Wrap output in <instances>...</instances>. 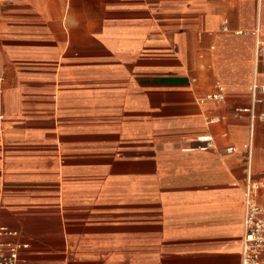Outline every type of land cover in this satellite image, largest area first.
Here are the masks:
<instances>
[{"label": "crops", "instance_id": "1", "mask_svg": "<svg viewBox=\"0 0 264 264\" xmlns=\"http://www.w3.org/2000/svg\"><path fill=\"white\" fill-rule=\"evenodd\" d=\"M253 84L264 0H0L7 239L32 264H241Z\"/></svg>", "mask_w": 264, "mask_h": 264}, {"label": "built area", "instance_id": "2", "mask_svg": "<svg viewBox=\"0 0 264 264\" xmlns=\"http://www.w3.org/2000/svg\"><path fill=\"white\" fill-rule=\"evenodd\" d=\"M253 106L250 108L252 118L255 117L254 105L263 101L264 85L253 84L251 87ZM261 94V95H259ZM226 97V86L216 82V91L210 92L199 98L201 103L213 100L221 102ZM242 110H248L244 108ZM264 120V112L259 115ZM220 120L215 116L209 122ZM208 137L207 139H205ZM201 137L200 140L211 142L210 136ZM211 144V143H209ZM208 145V143H207ZM236 151L234 145L226 146V152ZM247 179L244 191V234L242 239V263L241 264H264V179H253L251 165L248 164L246 171ZM19 231L5 224L0 217V264H32L22 256V251L29 244L22 241L7 239L16 237ZM119 264V263H117Z\"/></svg>", "mask_w": 264, "mask_h": 264}, {"label": "bare ground", "instance_id": "3", "mask_svg": "<svg viewBox=\"0 0 264 264\" xmlns=\"http://www.w3.org/2000/svg\"><path fill=\"white\" fill-rule=\"evenodd\" d=\"M251 133V132H250ZM208 137H206L205 139H207Z\"/></svg>", "mask_w": 264, "mask_h": 264}]
</instances>
